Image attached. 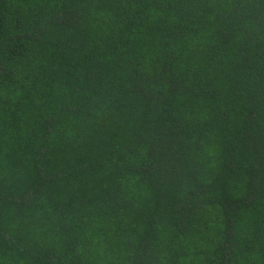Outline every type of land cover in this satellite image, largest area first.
Listing matches in <instances>:
<instances>
[{
	"label": "trees",
	"instance_id": "1",
	"mask_svg": "<svg viewBox=\"0 0 264 264\" xmlns=\"http://www.w3.org/2000/svg\"><path fill=\"white\" fill-rule=\"evenodd\" d=\"M0 264H264V0H0Z\"/></svg>",
	"mask_w": 264,
	"mask_h": 264
}]
</instances>
